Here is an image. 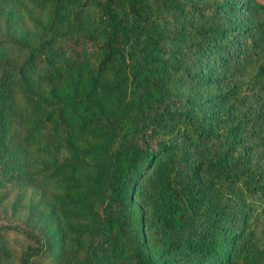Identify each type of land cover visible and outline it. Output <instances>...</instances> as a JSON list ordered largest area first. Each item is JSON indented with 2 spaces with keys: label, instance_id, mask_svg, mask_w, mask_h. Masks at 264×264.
<instances>
[{
  "label": "trees",
  "instance_id": "16d2710c",
  "mask_svg": "<svg viewBox=\"0 0 264 264\" xmlns=\"http://www.w3.org/2000/svg\"><path fill=\"white\" fill-rule=\"evenodd\" d=\"M246 1L0 0V264H164L148 229L187 264H264L245 143L264 148V2ZM214 49L228 89L197 105L174 78H208L172 51ZM29 189L54 226L19 214Z\"/></svg>",
  "mask_w": 264,
  "mask_h": 264
},
{
  "label": "rangeland",
  "instance_id": "374dc122",
  "mask_svg": "<svg viewBox=\"0 0 264 264\" xmlns=\"http://www.w3.org/2000/svg\"><path fill=\"white\" fill-rule=\"evenodd\" d=\"M210 1L216 4H242L245 8H248L249 6L246 0ZM257 1L264 2V0ZM239 12L240 11H238V13ZM240 15L244 16V13L240 12ZM172 53H174V57L182 61V63L194 64V68L197 69V73H199L200 77L205 79L208 78V81L205 83L190 84L180 79V77H175L174 80L178 83V86H180L181 96L190 97L198 105L203 100L214 98L215 96H219L227 91V84L219 82V79H221L229 69V63L222 60V57L224 56L222 51L214 49L209 53L208 57H193L186 51H172ZM194 68L192 67V70ZM234 98L235 96L232 99L228 98V100L226 98L227 101L225 103L222 102L224 104L219 103L217 106L212 104L211 107L208 108V113L212 115L222 114V112L226 109V106L231 103L232 100H235ZM245 109L246 106L244 108H232L231 111L232 113H236L237 117L240 118ZM245 143L251 145L247 162L251 165L264 167V148L257 143V139L250 138L247 139ZM193 161L194 159L190 157L186 163H183L182 168L184 172H190ZM18 209L19 214L22 216H27L31 212V215L33 216L31 218L39 219L40 223L42 222V219L47 218V223L54 226L58 219L57 215L52 211L51 206L47 201V197L42 189H29L25 191L21 197ZM146 245L148 252L158 257L164 264H187L189 261L185 248L167 250L168 247L165 241L158 238L151 229H148L146 233ZM58 255L59 252L54 254L51 262H56L58 260Z\"/></svg>",
  "mask_w": 264,
  "mask_h": 264
}]
</instances>
